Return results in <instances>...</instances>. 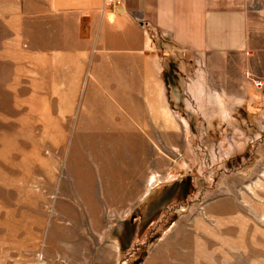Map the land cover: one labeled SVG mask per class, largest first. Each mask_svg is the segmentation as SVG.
<instances>
[{"label":"rangeland","instance_id":"obj_1","mask_svg":"<svg viewBox=\"0 0 264 264\" xmlns=\"http://www.w3.org/2000/svg\"><path fill=\"white\" fill-rule=\"evenodd\" d=\"M252 4L247 47L199 68L200 97L170 117L159 97L115 91L129 68L51 57L0 17V264H147L173 246L166 264H264V0ZM165 77L179 96L180 69ZM120 120L139 158L82 167L74 147L91 133L111 145L118 132L97 130Z\"/></svg>","mask_w":264,"mask_h":264},{"label":"crops","instance_id":"obj_2","mask_svg":"<svg viewBox=\"0 0 264 264\" xmlns=\"http://www.w3.org/2000/svg\"><path fill=\"white\" fill-rule=\"evenodd\" d=\"M252 2L0 0V17L13 12L14 18L22 20V32L32 36L31 45L61 54H52L51 57L68 56L71 59L89 56L92 67L129 68L128 74L132 77L126 78V82L120 80L118 83L122 85L115 91H127L126 96L131 99L159 97L161 109L170 117L172 110L180 108L182 100L200 97L202 90L198 84L202 80L198 78L199 68L220 64L222 60H227L229 65L247 47L255 10ZM7 5V11L3 10ZM178 58L181 59L179 63ZM177 67L184 76L179 96L176 92L170 94L165 80L166 75L170 82H175ZM81 68L79 66V70ZM155 92L158 94L154 95ZM91 106L96 108V102ZM149 107L152 111L158 110L155 105L149 104ZM108 112L116 114V111ZM96 113L99 112L94 110L93 115H98ZM127 113L134 111L128 110ZM159 113L155 111L153 114ZM124 121L117 122L108 130L102 128L97 131L118 132L111 144L114 146L127 145L130 140L132 145L137 142L141 145L140 141L136 142L137 131Z\"/></svg>","mask_w":264,"mask_h":264},{"label":"bare ground","instance_id":"obj_3","mask_svg":"<svg viewBox=\"0 0 264 264\" xmlns=\"http://www.w3.org/2000/svg\"><path fill=\"white\" fill-rule=\"evenodd\" d=\"M121 121V120H120ZM124 121V120H123ZM124 123H126L124 121ZM116 126V125H115ZM119 126V125H118ZM116 128V127H115ZM119 128V127H118ZM131 128V127H129ZM124 129V128H123ZM132 129V128H131ZM106 130V129H105ZM108 130V129H107ZM104 131V130H103ZM124 131V130H123ZM130 131V129H129ZM93 132V131H91ZM106 132V131H105ZM110 132V131H109ZM98 133V132H97ZM134 133V132H133ZM137 133V132H136ZM100 137L98 135H96V133H91L90 135H87V138H84L85 142L83 140H81V142H79L77 144V146L74 147L73 151L76 152L77 154V158L79 159V162L82 164L81 166L85 167V162L87 160V158H93L96 159L97 161H100L102 164H105L106 162H109L107 159L108 156H120V157H125L128 156L129 154H131L132 152V159H137L138 157V148L137 145L139 142H137L136 145H132V142L130 140V142L127 145L124 146H113V145H103L98 143L97 144V140L98 138L101 139V141L104 139L103 134L105 133H99ZM106 135V134H105ZM114 135V134H113ZM139 135V134H138ZM108 136V135H107ZM110 138V137H109ZM112 138V137H111ZM115 138V135H114ZM99 139V140H100ZM107 139V138H106ZM119 139V138H118ZM117 139V140H118ZM121 139V138H120ZM130 139V138H129ZM105 140V139H104ZM109 140V139H108ZM114 140V139H113ZM83 141V142H82ZM87 141V142H86ZM122 141V140H121ZM133 141V139H132ZM135 142V143H136ZM84 143V144H83ZM123 143V142H122ZM127 143V142H126ZM140 144V143H139ZM115 145V144H114ZM141 146V145H139ZM141 151H142V147H141ZM140 151V152H141ZM142 155V154H141ZM140 156V154H139ZM107 158V159H106ZM114 158V157H113ZM142 158V157H141ZM140 158V159H141ZM104 168V167H102ZM83 170V169H82ZM166 253V254H163ZM159 255L161 257V259L158 261L155 260V258H152L151 260H149L147 262V264H166V257L167 256H176L177 255V250L176 247H170V249L166 252H159Z\"/></svg>","mask_w":264,"mask_h":264},{"label":"built area","instance_id":"obj_4","mask_svg":"<svg viewBox=\"0 0 264 264\" xmlns=\"http://www.w3.org/2000/svg\"><path fill=\"white\" fill-rule=\"evenodd\" d=\"M110 1V0H109ZM257 84V86H260V85H262V82L260 81V82H258V83H256Z\"/></svg>","mask_w":264,"mask_h":264}]
</instances>
